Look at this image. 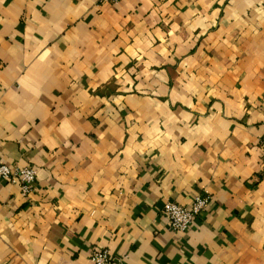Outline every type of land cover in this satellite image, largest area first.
<instances>
[{
  "label": "crops",
  "instance_id": "obj_1",
  "mask_svg": "<svg viewBox=\"0 0 264 264\" xmlns=\"http://www.w3.org/2000/svg\"><path fill=\"white\" fill-rule=\"evenodd\" d=\"M0 163V264H264V0H0Z\"/></svg>",
  "mask_w": 264,
  "mask_h": 264
},
{
  "label": "built area",
  "instance_id": "obj_2",
  "mask_svg": "<svg viewBox=\"0 0 264 264\" xmlns=\"http://www.w3.org/2000/svg\"><path fill=\"white\" fill-rule=\"evenodd\" d=\"M102 3H113L118 0H99ZM37 171L32 166L10 167L0 163V180L20 187L23 195L32 191ZM209 201L207 195H196L189 205L176 202H167L164 206V213L168 219L169 228L176 232H187L194 220L202 213ZM90 261L93 264H121L122 258H113L109 251L102 248L93 250L90 254Z\"/></svg>",
  "mask_w": 264,
  "mask_h": 264
}]
</instances>
